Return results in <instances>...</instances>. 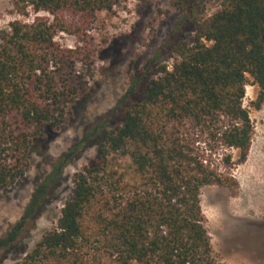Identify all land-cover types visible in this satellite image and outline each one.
Here are the masks:
<instances>
[{
  "label": "trees",
  "instance_id": "obj_1",
  "mask_svg": "<svg viewBox=\"0 0 264 264\" xmlns=\"http://www.w3.org/2000/svg\"><path fill=\"white\" fill-rule=\"evenodd\" d=\"M126 1L12 0L16 17L0 29V190L34 156L49 154L50 133L90 90L98 13ZM175 1L189 10L193 0ZM193 20L192 38L171 43V63H155L146 80L130 69L120 122L94 127L38 179L0 248L30 234L70 157L102 134L95 160L74 174L56 226L17 264H225L205 226L202 188L235 184L215 162L220 151L226 166L231 149L239 162L249 155L254 126L243 101L248 75L260 87L256 107L264 101V0H223ZM61 32L77 38L74 46L56 39Z\"/></svg>",
  "mask_w": 264,
  "mask_h": 264
},
{
  "label": "rangeland",
  "instance_id": "obj_2",
  "mask_svg": "<svg viewBox=\"0 0 264 264\" xmlns=\"http://www.w3.org/2000/svg\"><path fill=\"white\" fill-rule=\"evenodd\" d=\"M222 2L193 0L186 10L183 5H176L175 0H127L112 12L98 13L90 31L95 50V64L88 75L90 90L69 121L50 133L49 154L34 156L27 173L14 185L0 190V238L20 220L38 179L52 169V162L97 125L111 127L120 122L121 108L117 105L130 88V69L144 80L151 78L158 61L171 63L168 53L172 42L192 38L194 17L213 14ZM12 8V0H0V29L16 17ZM56 39L66 47L77 41L66 32ZM78 68L89 73L81 65ZM259 95L260 87L248 75L243 103L250 111L254 133L247 159L239 162L238 149L229 151L233 156L230 166L222 161L225 150L215 158L223 172L234 179V186L202 188L205 226L215 256L225 264H264V101L261 107H256ZM101 139L102 134L97 135L70 157L56 198L37 219L30 234L24 232L10 246L0 248V264L19 263L25 252L56 226L61 208L73 192L74 174L95 160Z\"/></svg>",
  "mask_w": 264,
  "mask_h": 264
}]
</instances>
